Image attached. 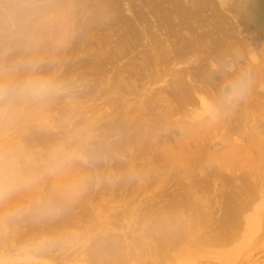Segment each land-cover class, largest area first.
I'll use <instances>...</instances> for the list:
<instances>
[{
  "label": "rangeland",
  "instance_id": "rangeland-1",
  "mask_svg": "<svg viewBox=\"0 0 264 264\" xmlns=\"http://www.w3.org/2000/svg\"><path fill=\"white\" fill-rule=\"evenodd\" d=\"M259 5L0 0V76L33 58L66 89L0 117V154L57 168L0 204V259L264 264Z\"/></svg>",
  "mask_w": 264,
  "mask_h": 264
},
{
  "label": "clouds",
  "instance_id": "clouds-1",
  "mask_svg": "<svg viewBox=\"0 0 264 264\" xmlns=\"http://www.w3.org/2000/svg\"><path fill=\"white\" fill-rule=\"evenodd\" d=\"M40 62L24 58L14 62L0 76V117L11 118L28 106L45 105L61 95L66 89L62 83L40 73ZM57 149L51 150L55 160ZM37 158L34 153L22 150L19 154H0V204L17 193L34 186L45 175H54L57 168L49 167L37 172ZM28 174L25 175V170ZM52 201H38L35 206L27 205L7 213L3 219L22 218L27 214H37L42 219L50 218ZM23 257V252H21ZM0 264H9L0 259ZM18 264H27L21 259Z\"/></svg>",
  "mask_w": 264,
  "mask_h": 264
},
{
  "label": "trees",
  "instance_id": "trees-1",
  "mask_svg": "<svg viewBox=\"0 0 264 264\" xmlns=\"http://www.w3.org/2000/svg\"><path fill=\"white\" fill-rule=\"evenodd\" d=\"M255 13L257 14V23L264 26V0H260V5L255 8Z\"/></svg>",
  "mask_w": 264,
  "mask_h": 264
},
{
  "label": "bare ground",
  "instance_id": "bare-ground-1",
  "mask_svg": "<svg viewBox=\"0 0 264 264\" xmlns=\"http://www.w3.org/2000/svg\"><path fill=\"white\" fill-rule=\"evenodd\" d=\"M197 116H198V114H197ZM214 116H211V118H213ZM211 120H213V119H211Z\"/></svg>",
  "mask_w": 264,
  "mask_h": 264
}]
</instances>
